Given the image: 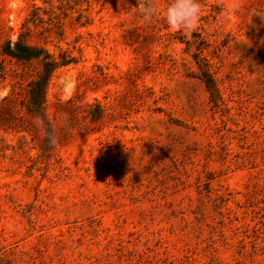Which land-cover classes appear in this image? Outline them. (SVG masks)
I'll use <instances>...</instances> for the list:
<instances>
[{"label": "rangeland", "instance_id": "1", "mask_svg": "<svg viewBox=\"0 0 264 264\" xmlns=\"http://www.w3.org/2000/svg\"><path fill=\"white\" fill-rule=\"evenodd\" d=\"M137 3L0 0V47L33 18L73 59L48 151L34 120L0 123V264H264V0H200L187 32ZM0 64L18 107L32 66Z\"/></svg>", "mask_w": 264, "mask_h": 264}, {"label": "trees", "instance_id": "2", "mask_svg": "<svg viewBox=\"0 0 264 264\" xmlns=\"http://www.w3.org/2000/svg\"><path fill=\"white\" fill-rule=\"evenodd\" d=\"M36 8V7H34ZM33 18H26L21 25V31L16 39L6 38L1 47L0 54L9 61H14L23 66H32V73L26 83L25 96L19 100V106L15 104L14 90L5 95L0 100V123H11L20 121L19 127L22 130H28L27 124H23L25 119L34 120L37 122V117L43 121V139L42 148L48 151L53 146V141L45 137L44 130L47 129L54 137L53 122L48 118L45 110V92L52 73L62 65L72 61V57L67 54H60L59 59L54 57L44 46L28 41L32 31L30 23ZM61 34V33H60ZM4 66L0 64V72H4ZM201 80L206 89L212 94H215L217 89L212 76L207 70L202 69ZM19 94V92L17 91ZM96 113L91 115V120H99L102 117L103 110L96 104Z\"/></svg>", "mask_w": 264, "mask_h": 264}, {"label": "clouds", "instance_id": "3", "mask_svg": "<svg viewBox=\"0 0 264 264\" xmlns=\"http://www.w3.org/2000/svg\"><path fill=\"white\" fill-rule=\"evenodd\" d=\"M137 10L145 21H150L154 16L161 14L164 23L171 30L190 31L197 24L201 14L200 0H167L166 6L159 10L155 0H138ZM39 127H43V121L37 117ZM45 137L52 142L54 137L45 129Z\"/></svg>", "mask_w": 264, "mask_h": 264}]
</instances>
